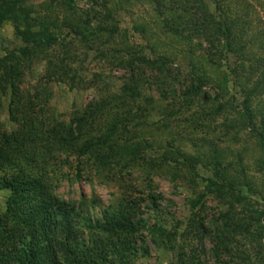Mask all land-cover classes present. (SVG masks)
<instances>
[{
	"label": "rangeland",
	"instance_id": "374dc122",
	"mask_svg": "<svg viewBox=\"0 0 264 264\" xmlns=\"http://www.w3.org/2000/svg\"><path fill=\"white\" fill-rule=\"evenodd\" d=\"M171 1H164L161 7L157 8L155 3L151 4V0H72L73 12L62 9L58 0H25L23 5L17 4V8L10 13L13 12L18 22L8 20L0 22V60L12 59L13 63L8 67L21 74L18 88L21 104L35 99L32 112L39 114L37 121L44 122V127L59 123L70 124L74 114L83 113L88 106L100 103L103 99L107 101L114 95L120 94L121 87L128 81L131 69L123 63L129 59L135 62L137 55L134 53H139L140 56L151 61L166 57L171 65L168 72L160 73L141 66H133L137 67L134 68L133 73L137 72L142 78H146V82L142 85L140 98L134 106L122 107L120 114L136 106L145 108L147 100L153 101L152 110L145 112L137 122L140 124L137 130L142 144L144 146L150 144L151 147L147 152L153 158H161L163 147L170 141V136L178 141L173 147H180V151L185 155L195 157L197 151L204 152V149H195L194 145L200 146L197 139L200 140L202 137L214 139L213 133L201 132L189 136L185 134L190 124L199 121L195 116L199 108L195 106L188 113L183 111L174 113L175 115L169 118L165 113L167 110H175L172 101L175 96L179 100L182 98L179 95L185 86L190 84V76L207 79L203 91L215 97L216 92L212 84L223 78L226 68L233 66L234 59L229 56L227 59L217 61L207 40L195 37L196 35L190 30L184 29L182 22H177L176 25L174 22L161 24V20L156 18L155 11L158 9L164 18L172 16ZM226 1L228 5L231 3L236 7L234 9L229 5L233 20L245 23L241 26L238 22L243 27L240 29L245 32V42L248 47L246 56L239 62L248 69L241 78L245 82H254L257 78L264 77V0ZM207 2L211 11H214V2L210 0ZM18 9L24 14L19 15ZM92 9L100 12L101 15L106 12L111 13L115 23L111 20L110 24L101 26L99 20L91 15ZM10 16L12 15H7L6 18ZM71 22L79 28H86L88 32L98 27L106 29L110 25L111 27L115 25L116 32L112 35L103 33L92 41L79 42L71 32V24L69 25ZM19 30L21 33L42 38L54 37L57 43L41 48L30 47L29 52H24L27 47L20 40ZM174 31L186 38L190 35L191 41L180 39L174 35ZM256 60L260 63H256ZM8 67L0 69V77L9 72ZM3 85L0 83L1 134L10 133L18 127L9 115L10 92H1ZM162 91L165 93L164 97L160 96ZM230 98L234 99V106L241 103L239 91L234 90L231 85L228 86V95L222 99V103ZM257 103V107L252 109L259 127L261 117L264 118V96L260 97ZM207 107L209 106L206 105L205 109H208ZM116 110L117 108L111 112L114 117ZM120 114L117 113L119 116ZM129 114L132 119L131 112ZM224 117L225 115L218 118L219 125ZM111 119L115 120V118ZM164 123L169 124L168 130H161ZM157 128L160 130L157 131ZM223 130L220 128L216 133L219 135V141L214 139L216 146L225 154V163L236 162V155L241 158V167L246 171L248 185L242 182L239 188L249 196L251 206L247 213L256 218L255 212L264 210V146L261 147L258 141L246 132L239 133L235 138V134L225 138L221 136ZM123 147L120 149L123 150ZM61 157L50 161V169L54 172L49 173L46 185L51 196L75 210L72 226L76 231L70 241L83 242L80 251L83 252L82 259L80 260V256L79 261L85 260L88 264H190L191 258L195 261L200 260L202 264H215L209 254L211 247L209 239L201 242L193 234H184L193 220V211L189 202L197 201L199 199L197 196L203 193L206 186L200 177H208L211 174V171L203 168L204 166H200L192 183L189 180L194 175L191 176L187 169L177 165L168 166V164L166 166L170 173L166 178L156 175L149 182L150 176L143 174L139 161L128 164L126 160H129V157L121 152L119 155L121 161H117V164H112L109 168L107 165L95 168L90 154L81 157L70 156L67 166L62 163L65 157ZM77 167L81 169V178H77ZM175 171L177 179L169 176ZM229 171V176L234 175L237 167L233 166ZM134 188L139 193L132 195L134 199L127 197ZM7 196L6 192L0 191V212L5 208ZM129 200H135L136 205L133 222L140 219L148 228L155 227L157 231L153 229V235L148 230H142L133 237H129L124 229L117 231V235L90 230L89 225H95L96 222L102 224L106 217L118 218L121 212H125L121 207ZM201 201L205 203V209L199 217L204 220L202 222L204 227L210 228L212 226L210 222L221 212L223 213L224 208L219 200L210 194L207 197L203 196ZM158 231L173 234L172 243L159 239ZM199 233L203 232L199 231ZM207 235L212 236L208 232ZM160 236H163L162 233ZM91 238L96 241L97 249L93 248L94 244L89 245L88 241ZM260 242L263 247L260 249V256L254 253L255 250L246 251L253 256L252 264H264V261H259V257L264 255V237ZM88 247L93 249L90 256ZM182 254L185 259L177 262ZM223 259L228 261L226 257ZM226 264H244V262L233 261Z\"/></svg>",
	"mask_w": 264,
	"mask_h": 264
},
{
	"label": "trees",
	"instance_id": "16d2710c",
	"mask_svg": "<svg viewBox=\"0 0 264 264\" xmlns=\"http://www.w3.org/2000/svg\"><path fill=\"white\" fill-rule=\"evenodd\" d=\"M164 1L166 0H151V4L155 3L158 8ZM207 1L209 0H172L170 6L173 12L172 16L164 18V15H161L157 9L155 11L156 18L160 19L163 25L182 22L181 25H184V29L190 30L192 34L196 35L195 37L207 40L217 61L232 56L233 66H228L223 78L216 84H212L216 92L215 97H211L210 94L203 91L207 85L205 81L207 79L191 78L190 76L191 86L190 84L185 86L179 95L182 97L180 100L175 96L177 100L172 101V107H175V110H165V115L168 114L169 118L174 116V113L182 111L188 113L191 108L197 106L199 110L195 116L199 118V121L189 125L185 133L186 136L201 132L203 134L213 133V138L219 141V135L216 133L220 128H223L221 136L225 138L230 134H235V138L239 133L246 132L263 147L264 118L261 117L258 127L252 108H256L257 100L264 96V77L257 78L254 82H245L241 78V75L244 76V72L248 70L244 68V65L239 64L248 50L245 32L240 29L245 23L239 20L240 26L237 21L233 20L230 7L235 5L230 3L229 7L226 0H210L215 4L214 11H211ZM24 2L25 0H0V22L7 20L18 22L13 16V12L12 14L10 12L17 8V4L23 5ZM58 2L62 9L73 12L72 0H58ZM233 8L236 9V7ZM22 14L24 12L19 10V15ZM110 14L106 12L101 15L94 9L91 11V15L99 20L101 26L110 24L111 20L115 23ZM7 15L12 16L6 18ZM72 24L74 23H69L71 32L79 42L82 40L84 42L92 41L103 33L112 35L116 32L115 25L113 27L110 25L106 29L98 27L99 29L88 32L86 28H79L76 24ZM18 32L21 34V39H19L27 47L23 50L24 52H29L30 47L41 48L57 43L54 37L42 38L29 33H21L20 30ZM173 33L180 39L191 41L190 35L186 38L177 31ZM134 54L137 55L135 62L133 59H129L123 63L128 69L130 67L131 69L128 81L121 87L120 94L114 95L107 101L103 99L100 103L88 106L83 113L74 114L70 124L59 123L54 126L47 125V127H44V122L38 123L39 114L32 112L35 99L25 104H21L19 101L18 88L21 74L8 67L10 63H13L12 59L0 60V69L8 67L9 70L8 73L0 77V83L4 84L1 87V92H10L9 115L12 122L18 126L10 133L1 134L0 132V191L6 192L8 195L5 200V208L3 212H0V264H88L87 261L81 262L78 259L80 256V260L82 259L83 252L80 251L83 242L70 241L72 234L76 231L72 226L75 217L74 208H69L64 202L58 201L48 193L47 180L49 173L54 172L50 169L49 163L64 156L65 159L62 163L67 166L70 156L81 157L90 154L93 157L95 168H102L106 165L109 168L112 164L121 161L119 160L120 152L129 157V160H126L128 164L139 161L143 168L142 171H144L143 174L150 176L149 182L156 175L166 178L170 173L166 164L187 169L191 176L194 175L190 178V183L195 181L194 178H196L200 166H204L206 171H211L208 177H200L206 186L203 193L197 196L199 199L189 202L190 209L193 211V220L189 223L184 234H193L201 242L209 239L211 242L209 254L215 264H226L233 261L252 264L253 256L248 253L251 249L260 256V249L263 248L260 240L264 237V210L256 211V218L247 213L251 206L248 200L249 196L239 186L242 182L248 185V178L246 171L241 167L239 155L235 156L236 162L225 163V154L218 149L215 140L202 137L200 140L197 139L200 146L195 144L194 148L204 149V152L197 151L196 156L192 157L182 153L180 147L174 148L173 146L178 141L170 136V141L166 142L163 147L161 158H153L147 152L151 147L150 144L145 146L142 144L141 136L137 130L140 125L137 122L145 115V112L152 110L153 101L147 100L145 108L136 106L134 109L120 114L122 107L134 106L140 98L142 85L146 82V78H142L137 72L133 73L134 68L141 66L160 73L168 72L171 68L170 60L166 57H159L151 61L146 60L139 53ZM14 62L16 63V61ZM255 62L260 63L259 60ZM135 65L137 67H133ZM229 85L239 91L241 103L238 106L233 105L234 99L232 98L222 103V99L228 95ZM160 96L164 97L165 93L160 92ZM206 105L209 106L208 109H205ZM115 108H117L116 117L111 114ZM33 114L36 115L33 116ZM223 115H225L224 120L219 125L217 120ZM111 118H115V120ZM161 127V130H168L169 124L164 123ZM159 130L160 128H157V131ZM121 147L123 150L120 149ZM233 166L237 167V171L234 175L229 176V170ZM80 171L81 169L77 167V178H81ZM169 176L174 177L173 179L178 178L176 171ZM130 192L127 197L132 199H134L132 196L134 193H139L135 188ZM209 194L218 199L224 208L223 213L221 212L216 219L210 222L212 229L204 227L202 223L204 220L199 217L202 210L205 209V203L201 201V198L207 197ZM124 206L121 208L125 212H121L118 218L115 216L106 217L102 224L96 222L95 225H89L90 230L117 235V231L124 229L129 237L140 234L142 230H148L151 234L154 232L155 227L148 228L146 223L140 219L133 222L135 200L126 201ZM157 224L159 225L160 221ZM199 231L203 233H199ZM207 232L212 236L207 235ZM158 233L159 239L172 243L173 234L163 231H158ZM160 233L163 236H160ZM88 243L89 245L94 244L93 248L97 249L94 239L91 238ZM101 249L103 252V248ZM87 250L90 256L92 247H88ZM100 256L102 258V255ZM225 257L228 261L223 259ZM259 258V261H264V255ZM183 259L185 256L182 254L177 262ZM92 261L95 262V260ZM92 261L89 262L92 263ZM189 263L202 264L200 260L195 261L191 258Z\"/></svg>",
	"mask_w": 264,
	"mask_h": 264
}]
</instances>
